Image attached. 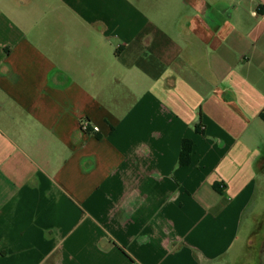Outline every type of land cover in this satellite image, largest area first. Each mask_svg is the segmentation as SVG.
I'll return each instance as SVG.
<instances>
[{
    "label": "crops",
    "instance_id": "0c3cea01",
    "mask_svg": "<svg viewBox=\"0 0 264 264\" xmlns=\"http://www.w3.org/2000/svg\"><path fill=\"white\" fill-rule=\"evenodd\" d=\"M105 13L0 0V264H259L264 0Z\"/></svg>",
    "mask_w": 264,
    "mask_h": 264
},
{
    "label": "rangeland",
    "instance_id": "374dc122",
    "mask_svg": "<svg viewBox=\"0 0 264 264\" xmlns=\"http://www.w3.org/2000/svg\"><path fill=\"white\" fill-rule=\"evenodd\" d=\"M74 3L75 7L83 8L84 10H90L94 7H104L106 9L105 17L109 21H112L113 10L117 7L134 6L143 8L147 5L161 6L162 0H74ZM81 20H85L84 16ZM244 223L243 234L236 244V248H238L235 260L247 263H258L262 261L264 264V253H261V248L264 245V190L258 191L256 198L253 200L244 218ZM248 236H250L249 241L251 242L250 245L252 248L246 250L244 247L247 244Z\"/></svg>",
    "mask_w": 264,
    "mask_h": 264
},
{
    "label": "trees",
    "instance_id": "16d2710c",
    "mask_svg": "<svg viewBox=\"0 0 264 264\" xmlns=\"http://www.w3.org/2000/svg\"><path fill=\"white\" fill-rule=\"evenodd\" d=\"M262 117L264 119V114H262ZM192 148H193L192 141L190 139H185L183 141V147H182V153H181V164H188L190 162L191 155H192ZM261 253H264V245L261 248ZM259 264H263V262L260 261Z\"/></svg>",
    "mask_w": 264,
    "mask_h": 264
},
{
    "label": "built area",
    "instance_id": "2783aa9c",
    "mask_svg": "<svg viewBox=\"0 0 264 264\" xmlns=\"http://www.w3.org/2000/svg\"><path fill=\"white\" fill-rule=\"evenodd\" d=\"M81 127L83 130L87 131V130H89V128H91V124L88 120H84V121H82ZM93 129H94V131L99 130V128L97 126H94Z\"/></svg>",
    "mask_w": 264,
    "mask_h": 264
}]
</instances>
